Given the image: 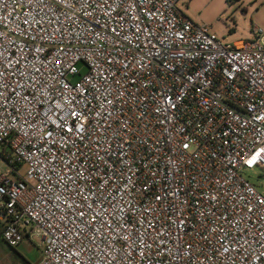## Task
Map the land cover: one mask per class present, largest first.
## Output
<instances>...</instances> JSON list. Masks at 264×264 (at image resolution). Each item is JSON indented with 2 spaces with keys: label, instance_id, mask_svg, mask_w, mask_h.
I'll use <instances>...</instances> for the list:
<instances>
[{
  "label": "built area",
  "instance_id": "obj_1",
  "mask_svg": "<svg viewBox=\"0 0 264 264\" xmlns=\"http://www.w3.org/2000/svg\"><path fill=\"white\" fill-rule=\"evenodd\" d=\"M179 2L0 0L1 237L35 264H264V34Z\"/></svg>",
  "mask_w": 264,
  "mask_h": 264
},
{
  "label": "rangeland",
  "instance_id": "obj_2",
  "mask_svg": "<svg viewBox=\"0 0 264 264\" xmlns=\"http://www.w3.org/2000/svg\"><path fill=\"white\" fill-rule=\"evenodd\" d=\"M179 9L192 21L212 26L226 44L255 40V28L264 34V0H180ZM86 71L84 65H80ZM27 165L20 174L25 176ZM244 175L264 194V168L246 169ZM42 238L34 235L16 248L0 237V264H35L42 252Z\"/></svg>",
  "mask_w": 264,
  "mask_h": 264
},
{
  "label": "trees",
  "instance_id": "obj_3",
  "mask_svg": "<svg viewBox=\"0 0 264 264\" xmlns=\"http://www.w3.org/2000/svg\"><path fill=\"white\" fill-rule=\"evenodd\" d=\"M1 233H2V228H1V226H0V237H1Z\"/></svg>",
  "mask_w": 264,
  "mask_h": 264
}]
</instances>
